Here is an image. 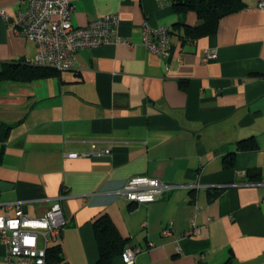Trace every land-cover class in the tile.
I'll list each match as a JSON object with an SVG mask.
<instances>
[{"label":"crops","instance_id":"0c3cea01","mask_svg":"<svg viewBox=\"0 0 264 264\" xmlns=\"http://www.w3.org/2000/svg\"><path fill=\"white\" fill-rule=\"evenodd\" d=\"M71 1L73 25L114 12L130 44L82 48L72 69L0 81V202L22 201L35 217L65 195L67 224L47 264L95 263L93 220L102 213L142 247L135 264H264V9L240 0L244 7L192 40L179 34L198 16L173 0ZM0 6L12 18L19 9L16 0ZM144 22L171 26L168 55L143 45ZM206 49L217 56L204 61ZM35 51L0 17V68L28 64ZM240 140L255 146L241 149ZM91 141L109 152L66 155ZM250 168L260 178L247 182L239 172ZM137 175L173 187L151 202L127 201L118 189ZM193 217L198 232L185 234ZM3 254L0 243V264Z\"/></svg>","mask_w":264,"mask_h":264},{"label":"built area","instance_id":"2783aa9c","mask_svg":"<svg viewBox=\"0 0 264 264\" xmlns=\"http://www.w3.org/2000/svg\"><path fill=\"white\" fill-rule=\"evenodd\" d=\"M16 4L19 9L14 18L1 6L0 17L12 27L14 33L35 43V54L26 59L28 64L57 70L72 69L77 52L82 48L96 47L106 42L130 44L117 34V13H107L86 25L75 26L71 20V0H16ZM256 6L264 9V0H257ZM141 30L142 43L149 51L163 56L169 54L170 25L150 26L144 22ZM216 56L215 49H206L202 59L207 61ZM109 150V147H98L96 141H91L89 151L66 155L98 156ZM239 174L244 176L246 171ZM172 187L158 177L137 175L126 179L118 193L127 201L139 204L160 198L165 190ZM190 187L196 190L198 183ZM64 198V194L58 195L45 214L35 217L27 213L22 201L0 202V243L4 247V264H47L48 251L60 240L67 224L62 207ZM195 208L198 211L199 206ZM8 210H12V214H8ZM195 232H198V226L193 217L185 234ZM170 233L171 226L162 230L163 235ZM141 250L140 245L127 243L121 253L123 263L135 264Z\"/></svg>","mask_w":264,"mask_h":264},{"label":"trees","instance_id":"16d2710c","mask_svg":"<svg viewBox=\"0 0 264 264\" xmlns=\"http://www.w3.org/2000/svg\"><path fill=\"white\" fill-rule=\"evenodd\" d=\"M173 5L180 12L188 10L196 12L199 19L197 24L194 26L187 25L183 34H179L181 39L187 36V38L192 40L214 32L221 17L244 7L240 0H173ZM50 71L53 70L43 66L26 64L22 61L9 62L4 63L0 68V81L31 79L45 75ZM254 146V141L248 144L247 141L240 140L237 144V147L241 149ZM233 154L234 152H231L224 157L225 165L232 163ZM245 176L247 177V182L260 178L256 168L246 170ZM93 230L99 251L98 259L93 264H117V258L122 261L121 253L128 243V239L123 238L119 234L111 218L106 213L100 214L93 220ZM50 251L53 252V256L57 259V250L51 247L48 253Z\"/></svg>","mask_w":264,"mask_h":264}]
</instances>
